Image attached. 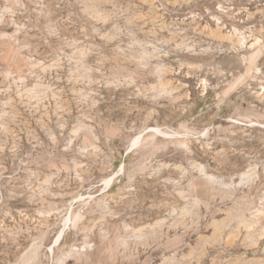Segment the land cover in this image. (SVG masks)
<instances>
[{"label":"rangeland","instance_id":"1","mask_svg":"<svg viewBox=\"0 0 264 264\" xmlns=\"http://www.w3.org/2000/svg\"><path fill=\"white\" fill-rule=\"evenodd\" d=\"M263 196L264 0H0V264H264Z\"/></svg>","mask_w":264,"mask_h":264},{"label":"bare ground","instance_id":"2","mask_svg":"<svg viewBox=\"0 0 264 264\" xmlns=\"http://www.w3.org/2000/svg\"><path fill=\"white\" fill-rule=\"evenodd\" d=\"M152 9V8H151ZM253 36V35H252ZM254 38V37H253ZM258 38V37H257ZM252 39V38H251ZM256 40H259V39H256ZM232 41V40H230ZM257 45V43H256ZM253 46V45H252ZM251 46V47H252ZM145 53V52H144ZM160 85V84H159ZM164 85V84H163ZM165 87L163 88L164 90H167L169 89L168 87H166L167 85H164ZM168 86L170 87V85L168 84ZM161 87V86H160ZM163 87V86H162ZM161 87V89H162ZM171 89V88H170ZM169 89V90H170ZM171 92V91H170ZM251 167V166H250ZM200 168V171L202 172V174L206 177L207 180H209L210 182H218L219 181H216V178L213 177L212 175L210 174H206L205 171H204V168L202 167H199ZM253 168V167H252ZM255 177L254 175V172L253 170H251V168L249 169H246L244 170L243 172L239 173L238 175V181L237 182H230V183H221V185H224L226 188H232V187H238L240 185H243L246 186L245 184L247 183H250V180ZM115 176L114 175H111L109 176L108 178L105 179V182H106V185L107 187H111V185L113 184V180H114ZM219 179V178H218ZM229 181V180H228ZM247 187V186H246ZM222 188V187H221ZM225 188V189H226ZM226 191V190H225ZM232 192V191H231ZM264 197V196H263ZM264 202V201H263ZM197 207V206H196ZM182 208V207H181ZM180 208V209H181ZM193 208V207H192ZM199 208V207H198ZM189 209V210H188ZM187 207H184L182 208V213L180 212L179 214L182 216V218L185 216V215H189V214H192V209L191 208H188ZM191 209V210H190ZM197 210V208H196ZM199 210V209H198ZM219 211V210H218ZM221 212H218V214H222V212H225V211H222L220 210ZM199 212V211H198ZM260 212V211H259ZM195 213V212H193ZM197 213V212H196ZM201 214V213H200ZM199 214V215H200ZM262 214V213H261ZM196 215V214H194ZM229 214H224V216L226 217H223L221 219L215 217V216H211L212 219L209 220V225H211V227L213 226V230L211 232V234L209 236H203V235H200L198 238L199 240V243L201 244V247H200V254H199V257L201 258V256L205 253V251H207V247H210V246H213L215 245V243L219 242L220 240L222 239H225V241L227 243H231L232 240L238 238L241 233H243V239L246 240V241H250L253 237H254V231L257 230L255 228H257V217L260 218V213H258L257 215H255L254 217L252 216V218L250 219H246V217L244 218L242 215L235 218V224L233 225L230 221V217L228 216ZM251 216V215H250ZM178 217V216H177ZM190 217V216H188ZM200 217V216H199ZM192 219V218H191ZM199 219V218H198ZM208 220V219H207ZM193 221V220H192ZM259 221V220H258ZM164 222V221H163ZM162 221L160 222H155L152 226L149 227L150 231H152L154 228L158 227L160 224H163ZM197 222V221H196ZM196 222H194L196 224ZM172 223V222H171ZM185 223V222H184ZM179 224V222H178ZM177 224V225H178ZM259 229V228H258ZM208 230V229H206ZM143 229L141 230H138L134 233V237L136 239H141L143 237V233H142ZM243 231V232H241ZM202 234V233H201ZM261 234L262 236H264V225L261 229ZM258 237V236H257ZM60 239V243L63 239V234L60 232L55 240V242L57 243L58 240ZM224 241V240H223ZM222 241V242H223ZM238 241V240H237ZM242 241V240H241ZM221 243V242H220ZM248 243V242H247ZM219 244V243H218ZM228 245V244H226ZM196 246V244H195ZM216 246V245H215ZM214 247V246H213ZM198 257V258H199ZM171 258V257H170Z\"/></svg>","mask_w":264,"mask_h":264}]
</instances>
